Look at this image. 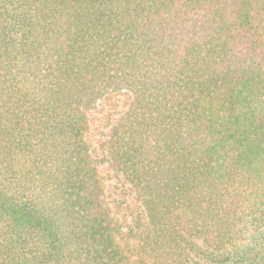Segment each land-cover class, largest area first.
Masks as SVG:
<instances>
[{
	"label": "trees",
	"instance_id": "obj_1",
	"mask_svg": "<svg viewBox=\"0 0 264 264\" xmlns=\"http://www.w3.org/2000/svg\"><path fill=\"white\" fill-rule=\"evenodd\" d=\"M0 264H264V0H0Z\"/></svg>",
	"mask_w": 264,
	"mask_h": 264
},
{
	"label": "rangeland",
	"instance_id": "obj_2",
	"mask_svg": "<svg viewBox=\"0 0 264 264\" xmlns=\"http://www.w3.org/2000/svg\"><path fill=\"white\" fill-rule=\"evenodd\" d=\"M121 100L119 105L121 107H115L116 109H122L124 98L119 97ZM115 115L114 112H109V109L106 105H100L95 111L90 113V132L87 136L88 142L91 144L92 149H95L97 155H100V142L102 141V133L107 129L108 117H113ZM100 175L103 178V181L106 185L105 191L109 198V203L114 206L117 204L118 213L131 215V213H135L138 211L139 200L134 194L133 190L125 185L120 177V175L116 174L114 170L107 163H102L100 166ZM117 207V206H116ZM117 213V211L115 210ZM119 214V215H120ZM127 216V217H128Z\"/></svg>",
	"mask_w": 264,
	"mask_h": 264
}]
</instances>
